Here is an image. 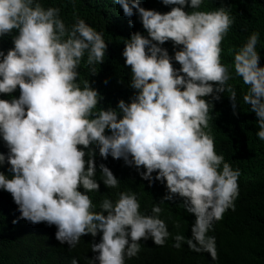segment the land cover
<instances>
[{
  "label": "clouds",
  "instance_id": "9594fccd",
  "mask_svg": "<svg viewBox=\"0 0 264 264\" xmlns=\"http://www.w3.org/2000/svg\"><path fill=\"white\" fill-rule=\"evenodd\" d=\"M161 2L176 7L162 14L145 9L140 0H114L130 26L138 14L147 36L132 33L122 53L137 94L130 103L120 100L115 109L97 110L98 91L77 80L85 55L92 75L104 62L103 34L80 18L66 26L59 8L45 9L37 0H0V190L18 205L13 218L19 223L57 228L49 242L42 233L35 235L38 245L30 262L47 264L44 259L53 260L57 243L71 250L101 233L100 242L91 246L96 253L91 264L133 262L148 250L144 247L165 245L170 232L160 219L159 203L149 216L135 193L97 197L102 189L96 180L97 148L104 160L111 156L145 169L140 176L149 185L165 184L160 203L183 199L185 213L195 220L190 237H174V248L186 243L192 251L218 258L215 237L207 233L226 211H235L241 173L216 153L205 131L213 108L205 98L218 101L227 92L235 115L240 104L229 83L234 72L246 86L242 100L255 113L256 135L264 141L260 34L253 32L234 53L230 71L221 63V44L233 24L229 9L201 11L204 0ZM168 41L174 49L182 46L174 56L162 47ZM99 171L107 188L119 187L114 170L100 163ZM174 223V229L183 225L179 214ZM72 264L79 262L73 258Z\"/></svg>",
  "mask_w": 264,
  "mask_h": 264
},
{
  "label": "trees",
  "instance_id": "16d2710c",
  "mask_svg": "<svg viewBox=\"0 0 264 264\" xmlns=\"http://www.w3.org/2000/svg\"><path fill=\"white\" fill-rule=\"evenodd\" d=\"M37 2L45 9L59 8L60 17L68 27L80 18L103 34L107 43L104 62L95 65L96 74L92 75L85 55L78 68L77 80L81 87L88 82L90 87L98 91L101 99L97 110L115 109L120 100L130 103L137 90L130 87L131 67L126 65L122 53L125 40L129 39L132 33L140 32L147 36L138 14L130 18L132 21L130 26L129 18L124 16L122 7L115 4L114 0H37ZM140 3L145 9L162 14L176 7L165 6L161 0H140ZM221 6H226L233 18V24L221 44V63L231 71L234 53L253 32H258L260 38L257 51L261 55L259 64L264 67V0H204L199 10L214 11ZM184 10L193 11L190 7H185ZM15 35L16 31L13 30L12 37ZM162 47L168 50L170 56H174L175 51L182 46L174 49L173 42L168 41ZM173 66L177 69L181 67L174 60ZM233 76L229 83L236 88L240 104L235 115L227 92L221 94L218 101L212 96L205 98L213 104L209 113V126L205 131L213 137L216 153L222 155L224 162L229 163L233 170L239 169L241 173L238 178L239 195L234 202L235 211L231 209L226 211L223 219L215 221L207 233L208 236L215 237L218 257L216 260L207 252L197 253L190 250L186 243H183L180 249L172 246L176 235H183L186 239L191 236V226L195 220V216L189 219L185 213L182 198L176 197L172 201L165 200L160 203L167 194L165 184L155 181L149 185L148 181L140 176V171L145 169L141 168L138 171L134 166L126 165L123 159L116 160L111 156L104 160L99 156L98 148L95 149L96 180L102 186L100 193H96L97 197L101 199L105 196L104 199H107L115 198L120 192L135 193L141 198L143 208L148 209L144 211H147L149 216L152 215L150 209L153 205L159 203L163 209L160 219L166 223L170 232L164 246L148 245L144 247L148 250L142 255L133 262L126 259L125 264H264V141L256 135L259 128L255 113L251 112L249 106L242 100L246 86L239 77H235L234 72ZM2 95L12 98V94ZM105 134L109 135L110 132L106 130ZM87 158L86 156L85 159ZM100 163L116 172L112 171L119 180L117 189L107 188L103 184L99 171ZM5 175L10 176L11 173ZM155 175L154 172L153 177ZM79 190L84 192L82 188ZM17 210L18 205L11 194L0 190V264H44L30 262L35 255L34 248L38 245L39 237L35 238V235L40 236L42 233L41 237H47V242L52 241L50 236L56 234V226H49L46 222L33 224L27 220L19 223L13 218ZM177 214L180 215L183 225L174 229V218ZM101 235L102 233L95 238L89 235L87 241L81 242L71 250L66 243L59 242L53 260L48 258L44 260L47 264H72L75 258L79 264H91V258L96 255L91 251L92 243H99Z\"/></svg>",
  "mask_w": 264,
  "mask_h": 264
}]
</instances>
